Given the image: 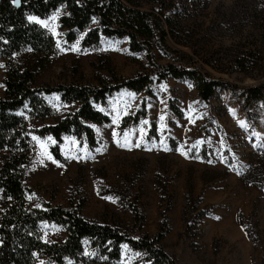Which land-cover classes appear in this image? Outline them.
I'll use <instances>...</instances> for the list:
<instances>
[{
	"label": "rangeland",
	"instance_id": "374dc122",
	"mask_svg": "<svg viewBox=\"0 0 264 264\" xmlns=\"http://www.w3.org/2000/svg\"><path fill=\"white\" fill-rule=\"evenodd\" d=\"M171 4L177 5L174 18L182 34L170 37L166 50L156 47L152 57L131 52L127 38L102 39L93 48L81 44L83 35L67 43L60 12L47 27L31 21L56 44L54 55L37 72L38 88L97 87L113 76L127 80L155 71L151 59L197 67L226 88L217 89L209 103L198 97L194 83L174 78L154 82L141 93H114L97 107L111 122L89 124L95 126L99 146L67 136L60 148L63 161L51 154L52 137L32 133V161L24 180L28 203L38 209L83 204L86 220L119 226L137 239L165 232L161 244L175 264H264V97L248 101L243 96L257 87L264 95V0ZM143 9L153 11V6L144 3ZM4 78L0 61V95ZM45 99L53 117L41 121L22 113L33 131L54 125L75 107L63 104L57 94ZM117 111L121 115L113 123ZM143 112L137 124L121 128L124 119ZM41 232L45 242L66 238L63 228L46 222ZM86 248L87 262L80 264H148L143 253L129 246L121 250L118 263Z\"/></svg>",
	"mask_w": 264,
	"mask_h": 264
},
{
	"label": "trees",
	"instance_id": "16d2710c",
	"mask_svg": "<svg viewBox=\"0 0 264 264\" xmlns=\"http://www.w3.org/2000/svg\"><path fill=\"white\" fill-rule=\"evenodd\" d=\"M20 2L17 7L12 0H0V61L5 75L4 91L0 95V264H64L68 260L80 264L87 262V245L108 263H118L121 245H128L131 250L143 253L148 264H175L161 244L165 232L161 231L154 239L149 235L137 239L119 226L86 220L81 215L83 204L71 209L50 205L45 209L32 207L28 203L30 191L24 183L33 155L30 135L52 137L55 146L51 154L55 160L63 161L60 148L67 136L87 141L93 148L99 146L97 134L89 124L100 126L111 122L110 116L97 107L106 105L114 93L127 90L141 93L150 90L154 82L174 78L194 83L198 97L209 103L217 89L226 88L225 84L209 78L197 67L174 62L160 65L151 59L155 71L127 80L113 76L110 81L101 80L97 87L71 83L38 88L37 72L54 55L56 44L49 32L29 21L28 16L46 18L60 9V26L66 30L67 43L83 35L81 44L93 48L102 39L127 38L131 52L151 57L156 47L167 49L170 37L180 38L182 26L174 18L177 5H172L171 0ZM144 3L153 6V11H145ZM56 94L63 104L75 107L54 125L31 130L28 117L22 113L41 121L53 117L45 97ZM243 96L248 101L264 97L260 87L244 90ZM143 116L144 112L124 119L121 128L137 124ZM138 221L142 222L140 218ZM45 222L63 228L66 238L60 243L45 242L41 232Z\"/></svg>",
	"mask_w": 264,
	"mask_h": 264
},
{
	"label": "snow or ice",
	"instance_id": "6c2138e0",
	"mask_svg": "<svg viewBox=\"0 0 264 264\" xmlns=\"http://www.w3.org/2000/svg\"><path fill=\"white\" fill-rule=\"evenodd\" d=\"M19 2H20V0H12V3L15 4V5H19ZM59 12H60V9H57V10H56V13H54L53 16L49 17L48 20H40L39 18H37V17H35V16H28L27 19H28L29 21H34V22H36V23H39V24H41V25L47 27L48 24H49V20H51V21H55V19L57 18V15L59 14ZM93 20H95V18H93ZM57 46L59 47V45H57ZM72 50H76L75 45H73V49H72ZM128 95L131 96V97H133V98L135 97V94H134V93H128ZM150 107H151V105H150ZM120 115H121V113H120L119 111H117L116 114L113 116V123H118L119 118H120ZM160 119L163 120L164 117L161 116ZM147 123H148L147 120H142V121H141V124H147ZM91 127H95V126L92 125ZM141 132H143V129H141ZM115 135H116V133H115V131H113V136H115ZM126 135H127V133H126ZM33 139L36 140V139H38V138H37V137H33ZM47 139L51 140V137H48ZM72 139H73V143H75L74 138H72ZM53 143H55V141H53ZM197 143H199V141H198ZM120 146L123 147V146H125V145L121 144ZM136 146H139V145L137 144ZM177 150L179 151V149H177ZM182 154H183V153H182ZM48 159H52L51 155L48 156ZM53 163H58V162L55 161V160H53ZM105 199H110V198H109V197H105ZM113 202H114V201H113ZM36 206L39 207V205H36ZM127 247H128L127 245H121V248H122V249H127ZM86 254H87V253H86ZM34 255H35V254H34ZM136 255L139 256L140 253H136ZM149 264H150V262H149Z\"/></svg>",
	"mask_w": 264,
	"mask_h": 264
},
{
	"label": "water",
	"instance_id": "95a60500",
	"mask_svg": "<svg viewBox=\"0 0 264 264\" xmlns=\"http://www.w3.org/2000/svg\"><path fill=\"white\" fill-rule=\"evenodd\" d=\"M20 5H21V2H19V5H16L17 7H20Z\"/></svg>",
	"mask_w": 264,
	"mask_h": 264
}]
</instances>
